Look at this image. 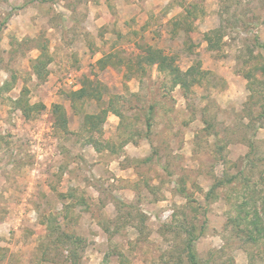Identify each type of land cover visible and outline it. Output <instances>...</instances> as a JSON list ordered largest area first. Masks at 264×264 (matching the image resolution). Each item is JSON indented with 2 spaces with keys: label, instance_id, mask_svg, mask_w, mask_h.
<instances>
[{
  "label": "rangeland",
  "instance_id": "obj_1",
  "mask_svg": "<svg viewBox=\"0 0 264 264\" xmlns=\"http://www.w3.org/2000/svg\"><path fill=\"white\" fill-rule=\"evenodd\" d=\"M191 5L199 16L188 33L176 22ZM220 27L221 46L210 50L204 35ZM41 44L53 59L43 80L32 68ZM147 47L182 72L201 63L211 75L186 95L157 66L129 78ZM108 55L111 64H99ZM259 63L264 0H0V264H43L45 253L64 264L69 254L43 227L50 215L84 238L81 264H189L185 228L203 224V264H264V246L228 223L243 183L264 196V88L252 97L244 77ZM85 79L105 87L104 102L75 113L68 94ZM110 99L124 120L108 115L96 150L83 115ZM55 105L70 134L55 129Z\"/></svg>",
  "mask_w": 264,
  "mask_h": 264
},
{
  "label": "trees",
  "instance_id": "obj_2",
  "mask_svg": "<svg viewBox=\"0 0 264 264\" xmlns=\"http://www.w3.org/2000/svg\"><path fill=\"white\" fill-rule=\"evenodd\" d=\"M185 15L182 19H179L176 24L180 28H183L186 32L190 33L192 27V21L199 16V8L197 5H191L190 7L184 8ZM188 25V27H185ZM223 27L212 30L204 35V40L208 43L210 50L219 49L223 41ZM40 51V55L32 63V68L37 78L43 80L47 77V67L52 62L51 55L49 54L48 48L45 45H39L37 48ZM112 56L108 55L106 59L99 61V64L111 62ZM134 61L133 71L130 67L128 77L142 78L141 74L145 72V66H157L160 73L167 75L171 78L173 88L180 86L183 93L186 95L191 92L192 88L196 85H201L204 81L209 79L211 73L209 71L202 70L201 63L193 65L186 72H182L177 66L176 58L173 56L166 55L164 51L159 49H153L147 47L145 51L137 56ZM111 64V63H110ZM110 64L104 65L113 66ZM119 66V64H117ZM141 73V74H140ZM244 77L249 81L248 91L251 96L254 97L256 94L262 92L258 88H264V64L259 63L255 68L251 69ZM103 88H105L99 81H92L91 79H85L80 87L76 91H72L68 94V100L70 101L71 107L75 113H78V104L81 103L83 107L86 100H95L98 103L104 102ZM152 110V108H151ZM83 114V113H82ZM81 114V115H82ZM109 114H113L120 119V125L124 120V114L119 106V101L110 99L108 107L102 109L98 114L89 115L85 114L83 120V127L88 132L95 134L93 141L89 142L96 150H99L97 146H101L103 127L107 122ZM28 117V116H27ZM53 123L55 129L63 130L65 134H70L69 131V119L65 108L62 105H55L53 110ZM147 128L150 132L152 128V116H148ZM110 147V145H107ZM251 151L254 152L255 147L253 144L250 146ZM148 160V159H147ZM146 160V161H147ZM237 175L228 179L218 180L207 193V199L215 197V193L219 188H223L226 185H230L237 179ZM250 182L243 183V187L236 190V195L233 199L236 201L235 206L229 214L228 223L232 229L236 232L237 236L244 239L247 244L264 246V196L258 193L254 188L249 185ZM234 193V192H233ZM234 193V194H235ZM260 195L259 197H257ZM119 205L124 206L119 201ZM207 209L204 210V214L207 216ZM66 216L64 217V219ZM61 217L50 215L43 221V227L46 231V237L49 238V243L54 245L55 251L68 253L67 260L64 264H81V255L86 251L87 245L84 238L79 235L69 234L66 232V228L63 225ZM205 224L198 229L195 225L190 226L188 229L185 228L187 236L186 253L189 259V264H203L197 249L195 248L196 242L205 233ZM48 250H53L49 248ZM54 251V250H53ZM46 257L42 259L43 264H51L50 254L45 253ZM107 257V256H106ZM108 261V258H106Z\"/></svg>",
  "mask_w": 264,
  "mask_h": 264
}]
</instances>
